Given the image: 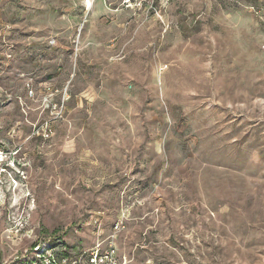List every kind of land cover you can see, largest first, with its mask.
<instances>
[{"label": "rangeland", "instance_id": "374dc122", "mask_svg": "<svg viewBox=\"0 0 264 264\" xmlns=\"http://www.w3.org/2000/svg\"><path fill=\"white\" fill-rule=\"evenodd\" d=\"M123 1L0 0V264H264V0Z\"/></svg>", "mask_w": 264, "mask_h": 264}, {"label": "built area", "instance_id": "2783aa9c", "mask_svg": "<svg viewBox=\"0 0 264 264\" xmlns=\"http://www.w3.org/2000/svg\"><path fill=\"white\" fill-rule=\"evenodd\" d=\"M90 1L94 2L95 0ZM170 2L171 0H124L123 4L127 9L142 10L144 7L153 9L156 6H161L165 8L169 6ZM115 228L119 229L120 224H116ZM87 261L88 264H121L119 262L117 252L112 246H109L105 250H102L99 247L95 248L87 255Z\"/></svg>", "mask_w": 264, "mask_h": 264}, {"label": "trees", "instance_id": "16d2710c", "mask_svg": "<svg viewBox=\"0 0 264 264\" xmlns=\"http://www.w3.org/2000/svg\"><path fill=\"white\" fill-rule=\"evenodd\" d=\"M41 264H44V263H41ZM50 264H59L58 262H56L55 260H51V263ZM62 264V263H60Z\"/></svg>", "mask_w": 264, "mask_h": 264}, {"label": "bare ground", "instance_id": "6f19581e", "mask_svg": "<svg viewBox=\"0 0 264 264\" xmlns=\"http://www.w3.org/2000/svg\"><path fill=\"white\" fill-rule=\"evenodd\" d=\"M102 8V7H101Z\"/></svg>", "mask_w": 264, "mask_h": 264}]
</instances>
